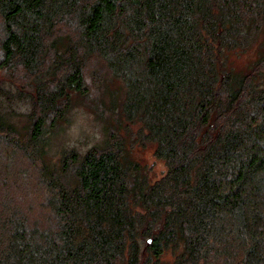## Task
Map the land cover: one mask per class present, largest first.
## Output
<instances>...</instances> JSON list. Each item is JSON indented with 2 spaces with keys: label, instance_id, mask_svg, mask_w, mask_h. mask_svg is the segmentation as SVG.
I'll list each match as a JSON object with an SVG mask.
<instances>
[{
  "label": "trees",
  "instance_id": "1",
  "mask_svg": "<svg viewBox=\"0 0 264 264\" xmlns=\"http://www.w3.org/2000/svg\"><path fill=\"white\" fill-rule=\"evenodd\" d=\"M0 264H264V0H0Z\"/></svg>",
  "mask_w": 264,
  "mask_h": 264
},
{
  "label": "rangeland",
  "instance_id": "2",
  "mask_svg": "<svg viewBox=\"0 0 264 264\" xmlns=\"http://www.w3.org/2000/svg\"><path fill=\"white\" fill-rule=\"evenodd\" d=\"M91 91H93V86ZM91 102L92 99L89 98L84 103L87 106L77 105L69 122H66L62 129L52 135L50 140L51 147L47 148L45 153V158L51 165H55L58 162L61 152L65 149L75 148L80 152H85L92 146L101 143L103 136L102 123L89 110L88 107ZM133 155L141 165L149 169L148 174L152 179L159 178L164 173L165 164L155 157L153 145L135 146ZM27 168L30 167L27 166ZM1 182L4 181L1 180Z\"/></svg>",
  "mask_w": 264,
  "mask_h": 264
}]
</instances>
